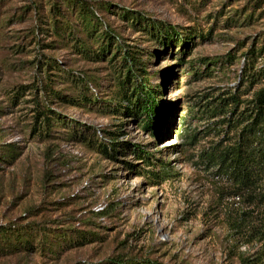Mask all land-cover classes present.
Instances as JSON below:
<instances>
[{"label":"rangeland","instance_id":"1","mask_svg":"<svg viewBox=\"0 0 264 264\" xmlns=\"http://www.w3.org/2000/svg\"><path fill=\"white\" fill-rule=\"evenodd\" d=\"M262 88L264 0H0V264H264Z\"/></svg>","mask_w":264,"mask_h":264},{"label":"trees","instance_id":"2","mask_svg":"<svg viewBox=\"0 0 264 264\" xmlns=\"http://www.w3.org/2000/svg\"><path fill=\"white\" fill-rule=\"evenodd\" d=\"M260 74L256 77H261ZM147 97L144 95V100H135L136 109L147 110ZM253 103L248 116L250 120L243 124L236 140L216 154L213 161L232 182L236 195L264 206V88L256 92ZM41 117L44 120L43 115ZM150 125V121H145V127Z\"/></svg>","mask_w":264,"mask_h":264},{"label":"bare ground","instance_id":"3","mask_svg":"<svg viewBox=\"0 0 264 264\" xmlns=\"http://www.w3.org/2000/svg\"><path fill=\"white\" fill-rule=\"evenodd\" d=\"M169 144H172V143H169Z\"/></svg>","mask_w":264,"mask_h":264}]
</instances>
